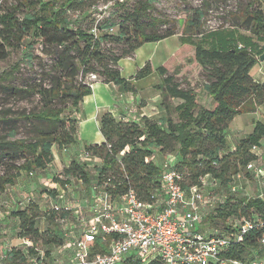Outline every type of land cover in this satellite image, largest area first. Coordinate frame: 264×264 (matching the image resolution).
I'll list each match as a JSON object with an SVG mask.
<instances>
[{
    "label": "trees",
    "instance_id": "1",
    "mask_svg": "<svg viewBox=\"0 0 264 264\" xmlns=\"http://www.w3.org/2000/svg\"><path fill=\"white\" fill-rule=\"evenodd\" d=\"M108 1L116 8H123L118 21L107 16L94 26L76 25L75 10L83 9L82 17L84 14L96 17L91 10ZM128 1L134 0H18L9 6L5 5L6 0H0V60L8 57L9 49L21 48L27 38L31 40L29 46L32 41H39L44 48L53 50L44 53L49 57V64H42L40 57L26 55V62L36 64L34 60H38L40 68L38 78L26 86L5 83L13 80L22 61L0 72V88L5 94L21 99L37 95L39 103L37 109L28 112L9 116L10 111L6 110L0 115V126L5 128L0 134V191L6 185H13L24 172L46 170L54 161V148L60 152L76 143L74 113L84 96L91 93V85L85 80L88 74L97 75L103 83L135 91L131 80L143 78L152 71L147 61L127 80L120 73L118 61L131 56L143 43L159 41L176 32L173 28L146 31V25L162 22L157 17L148 23L144 21L154 0H137L130 10L124 7ZM257 1L261 7L251 8L249 4L240 9L231 17L230 27L201 31L202 10L194 9L184 15L179 34L187 38L196 35L200 42L182 40L183 47L178 51L188 50L180 55L174 52L171 63L155 68L160 77L156 88L166 116L160 120L145 115L137 120H123L109 112L102 113L98 125L104 140L81 149L91 157V162L81 159L80 152L62 167L59 175L53 177L58 188L79 181L87 194L96 186L111 202L132 189L139 200L151 204L160 193L161 170L150 157L155 152L174 154L173 168L180 175L178 182L182 190L187 192L192 185H200V179L208 175L217 181L213 191L225 197L206 212L202 222V225L208 224L205 231L217 229L233 233L242 220L254 221L253 228L241 241H231L233 245L225 256L240 261L260 256L264 196L240 197L233 194L231 185L238 174L254 176L246 166L257 160L253 148L260 147L264 124L256 122L253 131L239 139L233 149L229 148L226 137V130L236 115L253 112L264 104V80L255 81L250 75L264 52V0ZM237 26L248 35L239 33ZM103 42L119 44L121 52L102 50ZM197 72L204 78L200 85L192 78ZM202 91L210 98L208 106L200 100ZM173 101L178 104L173 106ZM173 113H176L174 119ZM18 121L25 128V135L21 137H17ZM58 188H43V191L56 201ZM10 212L17 221L16 236L28 243L22 249L16 246L0 249V264H49L50 248L65 242L59 222L71 218V211L63 206L42 210L36 202L27 199L23 207L12 208ZM41 219L47 223L43 229L38 226ZM201 229L204 230L203 226ZM104 240L105 237H96L92 243L95 251L107 252ZM39 245L43 252L39 251ZM123 264L163 262L157 257L145 261L128 255Z\"/></svg>",
    "mask_w": 264,
    "mask_h": 264
},
{
    "label": "rangeland",
    "instance_id": "2",
    "mask_svg": "<svg viewBox=\"0 0 264 264\" xmlns=\"http://www.w3.org/2000/svg\"><path fill=\"white\" fill-rule=\"evenodd\" d=\"M17 1L18 0H6L5 5H15ZM135 1L137 0L128 1L124 6L125 9H132V7L135 5ZM249 4V7L251 8L261 7L257 0H154L151 2V6L147 10L144 21L148 23L153 17H157L162 22L156 21L153 24L146 25V31H150L152 28H154L156 31L161 32L165 29L173 28L176 34L159 41L145 42L138 49H136L131 56L120 59L118 61V66L122 77L129 80L131 76L135 75L136 71L140 67L149 61L152 66V71L143 78L131 80V83L136 87V90L140 93V96H148L154 87L153 85L160 79L159 75L155 71V68L159 65H168L171 63L174 60V52H177V54L180 55V53L183 54L186 52V50H188L183 48L182 50L178 51L180 46L183 47L181 44L182 40H188L189 42L193 43L200 42V38L196 35L187 38L179 34L180 23L184 15L190 14L194 9L202 10L203 15L200 20L202 24L201 31H208L211 29L230 27L232 25L231 17L236 15L240 9L247 7ZM31 10L34 11V7H31ZM122 11L123 8H116L115 5L109 3L108 1L103 5L98 4V7H95L91 10L92 13L95 12L97 14L96 17H93V15L90 16L89 14H84L82 17L83 9L80 8L73 12V18L77 19V26L87 28L96 25L99 20L104 19L107 16L111 17V19L115 21H118L119 15L122 13ZM236 28L239 33L248 35V32L245 31L241 26H237ZM30 42V38H27L21 48L14 50L9 49L8 57L4 60H0V72L3 70L8 71L14 63L22 61L21 68L14 74L13 80L5 83H11V85L14 86H26L27 84L32 83L34 78H38L37 73L40 69L39 65L37 64L38 60H34L36 64L26 62V55L42 58V64L50 63L49 57L44 55V53H52L53 50L51 48H44L39 41H32V45L29 46L28 43ZM101 49L104 51L112 50L114 53H120L122 46L113 42H103L101 44ZM262 61H264V59ZM260 65L261 66L255 64L254 67L251 68L252 70H250V75L253 76L255 78L253 79L258 82L264 80V62H262ZM92 74L93 73L86 76L85 80L89 83L99 80L97 75L96 78H92ZM192 78L197 85H200L204 79L202 73L200 72H197ZM200 100L206 106L209 105L210 98L203 91L200 94ZM38 106L39 103L37 95H32L21 99L17 98L16 96L5 94L4 89L0 88V115L4 111L9 110L10 112L8 115L14 116L20 111L28 112L30 110L37 109ZM65 112L72 113V110H66ZM171 117L174 119L176 117V113H173ZM256 122L264 124V104H262L253 112H246L236 115L235 118L230 122L228 129L226 130L229 148L233 149L239 139L251 133ZM16 126L18 127L17 137L24 136L25 128L22 122H16ZM3 127L4 126H0V134L5 132V128ZM260 143V147L255 149L258 155L257 160L255 161V166L257 169L264 171V135ZM53 153L56 157L54 156V161L48 166L46 170H38L32 174H26L24 172L13 185H6L3 191H0V220H2L0 221V249L3 250L6 247L15 246V244L20 246V244L16 242L17 221L10 214L11 208L23 207L26 200L29 197L31 198V196L33 200H29L36 202L42 210L48 209V207H50L52 204L50 203L52 200L49 198L48 193L43 191V188H58V184L54 182L55 179L53 177L58 176L61 172V169H63L62 167L67 165L70 159L75 156L73 153L70 155L69 160H64L65 153L63 151L58 152L56 148H54ZM150 159L159 166L160 170H162L164 160L162 159L160 153H153ZM89 162H91V160ZM92 167L93 166L91 165L90 168ZM1 173L2 169L0 168V174ZM251 174L252 173H250V176H246L242 173L240 174L239 178H236L235 184L237 185L238 190L233 192V194L247 198L264 196V176L256 177ZM33 182H38L36 183L37 188H32L34 186V184L31 185ZM71 187L72 190L74 189L79 193L81 185L79 182L73 181ZM81 190H83V187ZM215 195H217V192L212 191L210 194L206 192L203 196L204 203H202L203 205L201 204L202 207H200V210L202 209V213L204 215L202 216V221L199 224L200 230L202 226L204 230H206V226H208L206 223L202 225V222L207 215L206 212L210 209H213V207L218 202L216 198L217 196ZM56 199H58L56 202L61 201L59 198ZM78 199L81 200V202L76 203V198H71L70 192L66 193L65 204L69 205V207L73 209V215L69 221H71V225L82 223L83 227H86L92 217V212L89 209V203L85 201L87 200L86 197L79 196ZM1 215H4V218ZM2 222H4V225ZM216 222H214L213 225H215ZM59 225L63 231L65 224H60L59 222ZM38 226L40 229H43L47 226V223L44 219H41L38 222ZM80 231L81 227L79 225L75 226L74 234L78 235ZM71 235L72 234L68 232L65 236L66 243L72 239ZM1 245H4V247ZM103 245L106 249L109 248L108 237L105 238ZM95 250L96 249L94 247L91 248L92 253L98 252ZM39 251L43 252V249L40 245ZM71 253L72 251L69 248H66L64 245L51 247L48 256L49 264H70L73 262ZM41 264L45 263L43 262Z\"/></svg>",
    "mask_w": 264,
    "mask_h": 264
},
{
    "label": "built area",
    "instance_id": "3",
    "mask_svg": "<svg viewBox=\"0 0 264 264\" xmlns=\"http://www.w3.org/2000/svg\"><path fill=\"white\" fill-rule=\"evenodd\" d=\"M92 32L95 33L94 30ZM91 76L96 78V75ZM68 149L63 152H68ZM255 149L257 148L254 147L253 150L256 151ZM79 156L83 160H91L86 153L81 152ZM164 156L160 193L158 199L151 204L139 200L132 189L111 202L96 186H92L87 194L84 189L81 190L82 184L79 181L77 182L81 187L77 195L74 194L76 191L72 190V185L65 184L58 188L56 198L61 201H50V207L57 210L63 206L71 211L72 218L73 209L65 204V196L66 193L73 192L71 198H76V203L81 202L79 196L87 198L85 201L89 203L92 212L86 227L82 223L71 225V218L60 222L65 224L62 231L64 237L68 232L72 234V239L63 244L72 251L73 262L70 264H123L128 255L145 261L157 257L163 264H264V233L258 244L260 256L240 261L224 254L233 245L232 240L241 241L243 235L253 228L254 221L242 220L233 233L217 229L209 233L199 229L204 215L200 210L204 203L203 196L206 192L210 194L213 191L217 181L205 175L200 179V185H192L185 192L178 182L180 175L173 168L175 155ZM246 168L256 177L264 176V171L257 169L253 162L248 163ZM239 177L240 174L236 176ZM235 182L231 185L233 192L238 190ZM215 196L218 203L225 198L220 194ZM78 225L81 231L75 235V226ZM98 236L111 237L107 252H91L92 243Z\"/></svg>",
    "mask_w": 264,
    "mask_h": 264
},
{
    "label": "crops",
    "instance_id": "4",
    "mask_svg": "<svg viewBox=\"0 0 264 264\" xmlns=\"http://www.w3.org/2000/svg\"><path fill=\"white\" fill-rule=\"evenodd\" d=\"M262 62L264 61L258 59L256 65L261 66L260 64ZM252 78L254 77L252 76ZM159 82L160 79L153 85L154 87L148 96H140L135 86V91H126L121 85L103 83L100 80L92 82L91 93L84 96L74 113L77 119L76 143L68 149V152H64V160H69L70 155L73 153H80L85 145L100 143L104 140L98 125V118L104 112H109L115 118L123 120H137L138 117L143 115L154 120L163 119L166 116V112L164 107L161 106L160 91L155 87ZM177 104L178 102L173 101V106ZM259 107H257V109ZM161 156L164 160L165 156ZM94 161H96V159H94ZM36 183L38 182H33L31 184H34L32 188H37ZM74 194H77V191ZM28 199H32V196ZM1 216L4 218V215ZM2 224L4 225V222H2ZM16 242L20 244V246L16 244L15 246L21 249L28 243L26 240L18 237H16ZM4 245L1 246L4 247Z\"/></svg>",
    "mask_w": 264,
    "mask_h": 264
},
{
    "label": "water",
    "instance_id": "5",
    "mask_svg": "<svg viewBox=\"0 0 264 264\" xmlns=\"http://www.w3.org/2000/svg\"><path fill=\"white\" fill-rule=\"evenodd\" d=\"M243 52H244V53H248V50H244ZM258 59H259L260 61H262V60L264 59V52L258 57Z\"/></svg>",
    "mask_w": 264,
    "mask_h": 264
}]
</instances>
